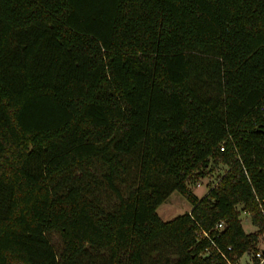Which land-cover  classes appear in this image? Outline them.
Returning <instances> with one entry per match:
<instances>
[{"label": "trees", "instance_id": "obj_1", "mask_svg": "<svg viewBox=\"0 0 264 264\" xmlns=\"http://www.w3.org/2000/svg\"><path fill=\"white\" fill-rule=\"evenodd\" d=\"M263 104L264 0H0V264H226L197 223L255 251Z\"/></svg>", "mask_w": 264, "mask_h": 264}, {"label": "rangeland", "instance_id": "obj_2", "mask_svg": "<svg viewBox=\"0 0 264 264\" xmlns=\"http://www.w3.org/2000/svg\"><path fill=\"white\" fill-rule=\"evenodd\" d=\"M227 166L219 164L213 171L209 172L206 176L197 181H191L188 183L189 189L198 197H201L208 191L210 184L215 183L218 177L226 170ZM201 181V184L197 185V182ZM191 209V203L178 191H173L156 209V212L163 220H169L176 215L189 211ZM241 222L243 229L246 233L257 231V227L254 226L250 220V216L247 212H241ZM57 243L56 241H53ZM257 248H264V231L259 233L257 242ZM246 254L241 257L242 264H246Z\"/></svg>", "mask_w": 264, "mask_h": 264}, {"label": "built area", "instance_id": "obj_3", "mask_svg": "<svg viewBox=\"0 0 264 264\" xmlns=\"http://www.w3.org/2000/svg\"><path fill=\"white\" fill-rule=\"evenodd\" d=\"M261 111H262V118L264 120V104L261 107ZM224 147L225 146L223 143L221 144L220 149L223 150ZM218 181L219 179H217L215 183H212L209 188H213L218 183ZM198 184L200 183L198 182ZM197 226L199 228V230L197 231L198 238L200 239L203 236L207 237L210 240L211 244L220 251L222 257L226 260V264H242V261H241L242 256L239 259H237L235 262L230 261V259L226 256V254L222 250L219 249V247L216 245V243L211 238V236H209L208 232L202 229L198 223H197ZM223 226H224V222L221 220L217 222V224L215 225V228L221 229L223 228ZM230 248L231 247L228 246V249ZM245 254L247 258L245 259L244 262H246V264H264V248H257L255 251L245 252Z\"/></svg>", "mask_w": 264, "mask_h": 264}, {"label": "crops", "instance_id": "obj_4", "mask_svg": "<svg viewBox=\"0 0 264 264\" xmlns=\"http://www.w3.org/2000/svg\"><path fill=\"white\" fill-rule=\"evenodd\" d=\"M199 183L201 184V181H199ZM200 184H199V185H200ZM197 185H198V183H197ZM206 193H207V191L205 192V194H206Z\"/></svg>", "mask_w": 264, "mask_h": 264}, {"label": "water", "instance_id": "obj_5", "mask_svg": "<svg viewBox=\"0 0 264 264\" xmlns=\"http://www.w3.org/2000/svg\"><path fill=\"white\" fill-rule=\"evenodd\" d=\"M262 131L264 132V127L262 128Z\"/></svg>", "mask_w": 264, "mask_h": 264}]
</instances>
